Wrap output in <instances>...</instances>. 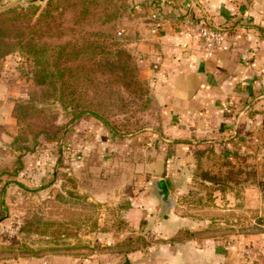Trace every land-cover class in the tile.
I'll return each mask as SVG.
<instances>
[{"label":"rangeland","instance_id":"rangeland-1","mask_svg":"<svg viewBox=\"0 0 264 264\" xmlns=\"http://www.w3.org/2000/svg\"><path fill=\"white\" fill-rule=\"evenodd\" d=\"M46 2L33 5L42 8ZM10 7L26 5L20 0L0 1V10ZM132 9L131 0H99L93 15L82 19L76 33L64 38L83 43L92 32L104 31L127 49L125 33ZM106 17H111V21L103 24L101 21ZM66 19L68 25L73 20L72 14L67 13ZM32 69V59L20 51L0 59V90L14 95L15 101L13 122L6 123L13 126L15 135L0 143V263L67 254L81 264H120L123 259L131 264H155V249L161 238L154 226L160 219V206L151 222L139 223L140 217L130 213L126 194L97 200L90 199L85 191L98 188L106 180V185L125 189L122 178L108 177L115 174V168L105 172L107 153L110 151L112 157L123 161L138 157L139 135L147 131L161 133L159 112L138 100L127 107L118 105L107 114L120 132H114L90 114L74 119L72 109L58 101L51 86L34 82ZM121 126L130 129V133ZM107 137L114 139L113 146ZM248 145L245 149L233 144L215 150L203 145L197 158L186 166L184 175L168 183L177 203L174 213L193 221L198 240L208 235L217 237L215 240L220 243H231L235 241L231 235L238 232L264 235V160L247 158L254 151ZM254 145L256 152L264 153V143ZM151 150L152 147L150 153ZM226 152L241 157L229 160ZM153 180L149 183L151 193ZM216 184L232 189L240 187L242 193L234 194L242 202L249 197L259 203L253 207L243 202L239 211L224 213L212 209L213 200L221 195L213 192ZM251 185H255L254 193L243 190L252 189ZM206 219L211 222L206 224ZM30 223L32 226H28ZM240 245L264 251V236ZM60 264L76 263L69 258Z\"/></svg>","mask_w":264,"mask_h":264},{"label":"crops","instance_id":"crops-1","mask_svg":"<svg viewBox=\"0 0 264 264\" xmlns=\"http://www.w3.org/2000/svg\"><path fill=\"white\" fill-rule=\"evenodd\" d=\"M131 5L126 47L137 59L140 77L149 83L160 109L161 133L147 131L139 135L141 147L135 160L123 161L112 157L110 151L107 153L105 172L115 168V174L108 177L122 178L125 189L106 185V180L85 192L90 199L97 200L126 194L130 213L140 217L139 223L151 222L160 206V219L154 226L161 238L155 249V264H239L240 243L261 240L263 233L238 232L231 235L235 238L231 243H220L215 240L217 237L208 235L198 240L197 234L181 241L162 242L182 230L197 229L189 217L174 213L176 201L173 208L162 214L149 183L162 178L169 187L170 181L184 175L186 166L197 158L203 145L215 150L233 144L245 149L249 144L254 151L247 158L264 160V153L256 152L254 145L264 143V0H131ZM189 14L225 27L228 48L207 55L199 39L184 24ZM13 97L5 89L0 90V143L15 135L13 126L6 124L14 119ZM113 140L107 137L110 146L114 145ZM238 154L225 153L229 160L240 158L235 156ZM218 185L213 192L221 195L213 200L212 209L224 213L239 211L243 202L253 207L259 203L249 197L242 202L234 194L242 193L240 187ZM254 186L243 190L254 193ZM209 222L205 220L206 224ZM69 258L81 264L67 254L18 258L14 264H60Z\"/></svg>","mask_w":264,"mask_h":264},{"label":"trees","instance_id":"trees-1","mask_svg":"<svg viewBox=\"0 0 264 264\" xmlns=\"http://www.w3.org/2000/svg\"><path fill=\"white\" fill-rule=\"evenodd\" d=\"M98 2L47 0L42 8L28 5L0 10V59L15 51L23 52L33 61L34 82L51 86L58 101L72 109L74 119L90 114L114 132H120L107 114L118 105L127 107L138 100L159 114L160 109L154 102L149 83L140 77L135 56L120 46L109 32H92L83 43H72L64 38L76 33V27L82 19L93 15ZM67 13L73 17L70 25H66ZM110 18L101 22H110ZM120 89L127 94H122ZM121 128L130 133V129ZM196 234L197 231L182 230L161 241H181Z\"/></svg>","mask_w":264,"mask_h":264},{"label":"built area","instance_id":"built-area-1","mask_svg":"<svg viewBox=\"0 0 264 264\" xmlns=\"http://www.w3.org/2000/svg\"><path fill=\"white\" fill-rule=\"evenodd\" d=\"M184 24L199 39L207 55L213 51L228 48L225 27L200 21L190 14L184 18ZM239 264H264V251L254 246H243L240 249Z\"/></svg>","mask_w":264,"mask_h":264},{"label":"water","instance_id":"water-1","mask_svg":"<svg viewBox=\"0 0 264 264\" xmlns=\"http://www.w3.org/2000/svg\"><path fill=\"white\" fill-rule=\"evenodd\" d=\"M26 6L40 4L45 0H20ZM152 194L158 199L161 204V213L164 214L167 210L175 205V200L168 186L162 178H156L152 181ZM120 264H131L128 259H123Z\"/></svg>","mask_w":264,"mask_h":264}]
</instances>
